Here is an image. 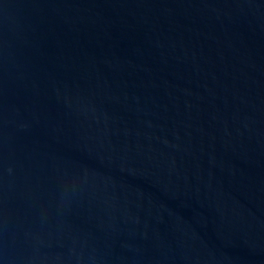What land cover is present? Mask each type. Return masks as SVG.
Segmentation results:
<instances>
[{
    "label": "water",
    "instance_id": "1",
    "mask_svg": "<svg viewBox=\"0 0 264 264\" xmlns=\"http://www.w3.org/2000/svg\"><path fill=\"white\" fill-rule=\"evenodd\" d=\"M0 264H264V0H0Z\"/></svg>",
    "mask_w": 264,
    "mask_h": 264
}]
</instances>
